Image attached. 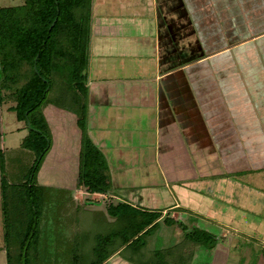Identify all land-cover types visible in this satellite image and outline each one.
Instances as JSON below:
<instances>
[{
    "label": "trees",
    "instance_id": "1",
    "mask_svg": "<svg viewBox=\"0 0 264 264\" xmlns=\"http://www.w3.org/2000/svg\"><path fill=\"white\" fill-rule=\"evenodd\" d=\"M91 19L92 0H22L0 6V103L11 99L10 110L27 128L18 147L0 151L6 264H115L114 255L131 264H190L192 228L175 245L145 247L144 232L162 217V209L123 200L90 208L73 200L72 190L37 181L50 148L40 106L71 111L79 126L85 125L88 82L82 71L89 61ZM76 186L114 197L106 160L86 137Z\"/></svg>",
    "mask_w": 264,
    "mask_h": 264
},
{
    "label": "rangeland",
    "instance_id": "2",
    "mask_svg": "<svg viewBox=\"0 0 264 264\" xmlns=\"http://www.w3.org/2000/svg\"><path fill=\"white\" fill-rule=\"evenodd\" d=\"M21 2L0 0V6ZM157 9L159 20L162 16H170L169 12L173 17V39L166 37L169 46L166 42L164 52L168 53H161L162 65L169 63L171 57L177 62L194 63L207 54L223 52L235 43L264 33V0H158ZM149 21L153 25V16H149ZM121 26L122 29L128 26L127 33L142 31V36L149 34L144 27L140 30L130 28L127 22ZM164 33L165 27L160 30L161 40ZM134 65L137 66V60ZM115 70L124 72L119 70L118 64ZM112 84L109 87L112 88ZM96 88L93 86L94 91ZM89 93L88 87L86 114L81 119L85 125L82 127L74 114L64 113L49 103L40 106L49 125L50 148L37 173L38 183L51 186L71 183L75 178L73 172L76 173L75 160L86 137L106 160L114 197L101 193L90 195L82 187V191L73 192V200L77 203L104 209L109 202L123 200L143 209L159 211L177 201L181 209L175 211H181L180 218L177 215V220L170 217L174 221H165L169 216H162L144 235L147 244L160 249L169 247L185 237L186 228H192L195 245H192L193 240L189 242L191 247L194 246L191 264H264V170L223 173L224 166L220 165L218 168L222 173L198 177L191 174L192 168L188 174L187 169H178L184 163L181 157L176 161L177 180L175 175L169 179L168 167L163 164V143L155 142L153 114L138 104L133 111L119 112L95 106ZM13 104L11 99L0 103L2 150L19 145L21 137L27 133L25 123L17 121L14 111L9 108ZM102 128L105 129L102 131ZM100 136L101 139L97 138ZM218 162L221 163V159ZM203 169L196 165L193 168L195 172ZM208 169L209 165L205 171ZM243 185L246 199L241 198L244 197L240 190ZM224 231L229 232L222 235ZM51 233L49 230L48 236L51 237ZM2 235L0 193V264H6ZM112 258L115 264H129L119 255Z\"/></svg>",
    "mask_w": 264,
    "mask_h": 264
},
{
    "label": "crops",
    "instance_id": "3",
    "mask_svg": "<svg viewBox=\"0 0 264 264\" xmlns=\"http://www.w3.org/2000/svg\"><path fill=\"white\" fill-rule=\"evenodd\" d=\"M157 6L158 0H92L87 66L91 103L118 112L133 111L138 104L152 113L155 142L163 143V164L170 168L166 171L169 179L175 175L177 180L176 161L181 157L185 164L181 163L178 169H187L188 174L192 168L191 174L198 177L264 170V33L235 43L223 52L207 54L194 63L177 62L171 57L169 63L162 65L161 53L166 42L169 46L166 37L173 39V17L169 12L171 17L165 15L159 20ZM149 16H153V25ZM124 22L130 28L144 27L149 34L127 33L128 26L125 29L121 26ZM164 27L165 36L161 40L160 30ZM117 64L124 72L114 71ZM118 81L121 82L117 84ZM95 85L98 88L94 91ZM77 165L78 155L75 178L71 183L54 186L82 191V187L76 186ZM194 165L204 169L195 172ZM207 165L210 170L205 171ZM220 165L224 166L222 172ZM184 175L185 172L183 178ZM240 190L244 196L241 198L246 199L244 185ZM178 205L176 201L161 208L162 216L180 218L181 211H175L181 209ZM144 241L147 249H157L147 244L145 237Z\"/></svg>",
    "mask_w": 264,
    "mask_h": 264
},
{
    "label": "water",
    "instance_id": "4",
    "mask_svg": "<svg viewBox=\"0 0 264 264\" xmlns=\"http://www.w3.org/2000/svg\"><path fill=\"white\" fill-rule=\"evenodd\" d=\"M86 70L83 71V73H85ZM27 125L29 126L30 125V122L27 120Z\"/></svg>",
    "mask_w": 264,
    "mask_h": 264
}]
</instances>
